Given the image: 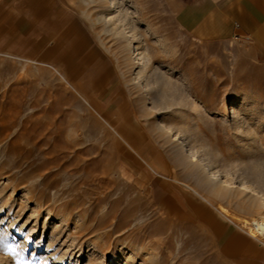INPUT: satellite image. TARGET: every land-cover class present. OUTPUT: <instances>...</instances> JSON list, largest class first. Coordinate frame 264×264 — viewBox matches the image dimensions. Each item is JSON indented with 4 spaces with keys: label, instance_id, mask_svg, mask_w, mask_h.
I'll return each instance as SVG.
<instances>
[{
    "label": "rangeland",
    "instance_id": "obj_1",
    "mask_svg": "<svg viewBox=\"0 0 264 264\" xmlns=\"http://www.w3.org/2000/svg\"><path fill=\"white\" fill-rule=\"evenodd\" d=\"M64 1L79 14L99 50L112 60L124 100L119 110L125 114L113 121L117 126L122 122L136 127L137 132L126 127L128 136L141 138L136 141L137 148L140 145L137 150L145 144L148 160L160 154L161 162L176 172L177 182L203 189L190 169L182 168L171 143L155 127L181 121L178 108L171 106V88L176 100L188 97L214 119L210 125L199 124L200 131L224 160L236 166L264 159V57L257 56L244 40L203 42L183 32L175 23L176 12L200 0H124L149 60L147 73L157 68L174 82L170 89L154 86L146 97L134 80V64L125 42L95 22L106 3ZM243 96L250 109L247 131H254L258 140L248 151L250 158L219 121L228 115L226 104ZM151 105L157 106L149 111ZM166 105L168 108H163ZM180 109L186 117L196 116L185 106ZM107 120L110 117L99 101L78 95L58 68L0 54L1 260L9 264H73L77 245L98 241L97 253L106 249L107 254L100 260L91 258L92 263L112 264L116 259L117 264H125L116 254L117 248L132 251L136 245L143 251L136 253L135 264H241L219 255L212 236L182 207L171 216L151 201L147 188L151 176L145 177L138 167L124 163L138 157L116 137ZM244 200L246 197L219 198L232 214L250 220L252 214ZM35 202L53 216L59 211L85 216L86 225L91 226L70 246L66 237L73 233L72 225L54 230L56 235L50 226L54 218L44 230L41 218L34 227L30 214ZM235 223L247 235L240 223ZM70 251L74 252L70 255ZM83 257L77 264L87 263Z\"/></svg>",
    "mask_w": 264,
    "mask_h": 264
},
{
    "label": "crops",
    "instance_id": "obj_2",
    "mask_svg": "<svg viewBox=\"0 0 264 264\" xmlns=\"http://www.w3.org/2000/svg\"><path fill=\"white\" fill-rule=\"evenodd\" d=\"M174 18L195 40H244L264 57V0H200L184 5ZM0 54L58 68L78 95L98 100L110 120L121 111L122 86L112 60L99 50L79 14L64 0H0ZM147 150L143 144L138 153L149 161ZM169 186L171 181L161 174L152 175L149 198L158 206L173 203L178 212L181 201H190ZM189 214L212 236L219 255L241 264H264V244L244 235L236 224L210 207Z\"/></svg>",
    "mask_w": 264,
    "mask_h": 264
},
{
    "label": "bare ground",
    "instance_id": "obj_3",
    "mask_svg": "<svg viewBox=\"0 0 264 264\" xmlns=\"http://www.w3.org/2000/svg\"><path fill=\"white\" fill-rule=\"evenodd\" d=\"M101 1L106 3L105 9L103 13H101L98 17L95 18V22L101 23L102 25H104V28H109V31L113 36L125 42L124 44L126 45L130 53V60L134 64V80L138 85H140L142 89H144L143 91L145 93V97L149 95L151 88H153L154 86H156V89H158V87H163L164 85L168 86V88L169 85L173 87L172 85L174 84V82L171 80V78L170 80L169 78H166L165 75L161 74L157 70V68H154L151 73H147L146 69L149 68V60L142 50L143 41L141 39V36L135 33V28L131 23L133 18L131 19L129 17V11L125 7L124 0ZM172 89L173 88H171V106L174 105L178 108L179 118L181 119V121L179 123L171 122V125L156 124L155 127L163 133V139L171 143L172 148H174L177 156H179L181 159L180 162H182L183 164L182 168H189L192 172V175L197 180L195 181L198 182L201 185V188L203 189L199 190L198 188L185 184L184 182H177L176 172L171 167L167 166V164L161 162L160 154H157L158 156H155L149 161L143 159L137 150L140 145L138 146V148L136 145V141L140 142L141 138L139 139L138 135H136V140H133L130 136H128L129 132L128 130H126V127H129L130 129L134 127L136 129V127L132 123H126V125L117 126V121L107 120L108 124L111 125V131L115 133L116 137L121 140L130 150L135 151V155L138 157L130 159L132 163H124H126L128 166L131 165L130 167H132L133 169L134 167H138L140 171L143 172V175L145 177H149L154 174H161L167 180L171 181V186L176 187L180 191V193L187 197L190 201L188 203H184L182 201L179 203L180 206L185 207L186 212L189 213V211L191 210L193 212L199 213L205 207H211L220 217L228 219L234 224H236L235 222L240 223V226L246 230V233L249 236L255 239L260 238L262 239V241H264V159H254L251 163H247L245 165L240 164L236 166L224 160L221 151H219L217 148H214L215 146L213 147L211 146V144H208L209 140L208 142H206L200 131L199 124L205 125V123H208V125H210V123H213L214 119L209 117L207 114L203 113V110L200 111L199 107L195 104L196 102H193L188 97L183 96V98L179 97L178 100H176V91H173ZM163 91H161V94ZM162 96H164V94H162ZM156 106L151 105L149 111L153 110ZM182 106H185L187 107V109H189V111L196 113V116L191 115L186 117V115L183 114L184 112H182L180 109V107ZM163 108H168V106L166 105ZM224 108L229 109L228 115L224 114V116L221 117L219 120L220 123L231 131L232 138L237 142V144L240 143L239 147L241 149V152H243L244 154H246V156L250 158L251 156H249L248 151L250 147L254 143L256 144L258 140L256 141L257 138L254 131H247V117L250 113V109H248V104L244 96L236 97L230 100ZM124 115V111L121 110L117 117H119L118 119L121 120ZM258 150H262L261 146H258ZM178 160L179 158L177 159V161ZM237 196L246 197V200H244L243 205L252 214V218L250 220L239 218L238 216L232 214L227 207H225L219 202V198L221 197L231 199ZM174 201H178V197H175ZM158 207L168 215L172 216L174 214H177L173 203H166L163 205H159ZM30 215V217L34 220V227L37 226L40 218L43 219V222L41 223V227L43 230L47 221H50L54 218V223L50 225L53 229V231H51L52 233L54 232V230L61 231L62 228H68L69 224L72 225L73 227L71 229L73 233L70 232L69 234H67L66 237L70 240L68 241L69 243H71L69 244L70 246L75 245L74 243L76 241V237H79L83 233H86L89 227L91 226L90 225L88 227L85 223V216L80 217L78 216L79 214L71 215L64 211H59L56 212L55 216H53V212H51L46 207H42L39 202L34 203ZM7 227L8 225L5 226V229H7ZM31 230L32 228H30V230L28 231ZM56 234H58V231L56 233H53V235ZM93 236L94 238L98 239L95 234ZM26 237L28 238V235H26ZM90 242L91 241L86 243L84 247L82 245H77L78 247L76 246L77 258L74 260L73 264H77V260H79L78 258L81 256H84L86 258V264H101L100 262L95 263V260H93L94 262L92 263L91 258L94 259L95 256H98L95 258L97 260H100L106 256L107 250L105 249L97 253L96 250H99L100 248L98 247L99 242ZM67 247L70 248L69 246ZM86 248V252L83 253V249ZM125 248H117L116 254L124 258L125 264H135V255L137 252L143 251L141 250L142 247H138L135 245V247L132 248V251H126ZM91 249L95 250L91 251ZM72 252L74 251L69 252L70 255L72 254ZM65 253L66 252H64V254ZM59 255L60 256L58 258H60L62 254ZM117 263L118 260H112V264ZM0 264H9V262L6 260L2 261L0 257Z\"/></svg>",
    "mask_w": 264,
    "mask_h": 264
},
{
    "label": "snow or ice",
    "instance_id": "obj_4",
    "mask_svg": "<svg viewBox=\"0 0 264 264\" xmlns=\"http://www.w3.org/2000/svg\"><path fill=\"white\" fill-rule=\"evenodd\" d=\"M8 251L13 252V254H14V250H12L11 248H8Z\"/></svg>",
    "mask_w": 264,
    "mask_h": 264
}]
</instances>
